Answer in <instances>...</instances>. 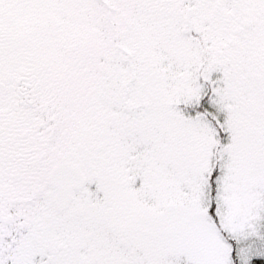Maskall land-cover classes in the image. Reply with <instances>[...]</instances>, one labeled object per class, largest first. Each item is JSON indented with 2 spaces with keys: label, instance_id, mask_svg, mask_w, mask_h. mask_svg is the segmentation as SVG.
Returning a JSON list of instances; mask_svg holds the SVG:
<instances>
[{
  "label": "flooded vegetation",
  "instance_id": "af4514ba",
  "mask_svg": "<svg viewBox=\"0 0 264 264\" xmlns=\"http://www.w3.org/2000/svg\"><path fill=\"white\" fill-rule=\"evenodd\" d=\"M19 1L0 39V264H164L174 237L213 251L197 214L142 218L130 174L219 165L225 121L264 163V0ZM59 167L84 182L64 208ZM97 207L109 246L85 260Z\"/></svg>",
  "mask_w": 264,
  "mask_h": 264
},
{
  "label": "rangeland",
  "instance_id": "374dc122",
  "mask_svg": "<svg viewBox=\"0 0 264 264\" xmlns=\"http://www.w3.org/2000/svg\"><path fill=\"white\" fill-rule=\"evenodd\" d=\"M19 2L0 0V34H7L0 38L4 39L2 44H11L8 33L14 26L10 19L15 3ZM33 2L34 5L30 6L39 13L42 7L39 0ZM207 121L210 125L205 118L193 120V134L207 138L208 132L218 128L215 121ZM224 130L230 133L227 121L224 122ZM229 133L217 152L219 165L193 166L185 178L181 176L184 172L178 173L177 169L180 175L175 178L162 175L145 177L141 171L140 176L136 172L130 174L133 186L129 195L135 199L142 218L153 215L157 208L160 210L167 204L174 206L181 215L197 214L198 231L209 245L215 247L207 253L205 248L195 250L193 246H181L179 238L174 237L168 242L172 247L164 264H235L234 258L237 264H249L254 258L264 259V163L251 165V161H242L239 158L241 143L237 136H229ZM213 172H216V177L211 180L209 177ZM212 199L216 223L209 213ZM98 210L97 207L94 238L87 237L81 250L85 260L91 259L93 254L103 259L109 246L107 234L99 224ZM157 245H162V242L158 241Z\"/></svg>",
  "mask_w": 264,
  "mask_h": 264
},
{
  "label": "water",
  "instance_id": "95a60500",
  "mask_svg": "<svg viewBox=\"0 0 264 264\" xmlns=\"http://www.w3.org/2000/svg\"><path fill=\"white\" fill-rule=\"evenodd\" d=\"M54 176H57V181L60 184L62 195H60L59 199L62 200V207L64 208L71 199V190L74 188L80 189L83 186L84 182L83 179L79 177L76 171L67 174V172L62 167L57 168ZM81 213V211H78L79 215Z\"/></svg>",
  "mask_w": 264,
  "mask_h": 264
},
{
  "label": "trees",
  "instance_id": "16d2710c",
  "mask_svg": "<svg viewBox=\"0 0 264 264\" xmlns=\"http://www.w3.org/2000/svg\"><path fill=\"white\" fill-rule=\"evenodd\" d=\"M22 12L25 13L27 11L26 10H23ZM214 177H215V174L213 175V178ZM213 178L211 180H213ZM209 213L214 218L215 223L218 222L217 219H216V217H215V213H214V200L213 199H212V205L210 207ZM234 260H235V264H237V259L234 258ZM249 264H264V259L263 258H254V260L250 261Z\"/></svg>",
  "mask_w": 264,
  "mask_h": 264
}]
</instances>
